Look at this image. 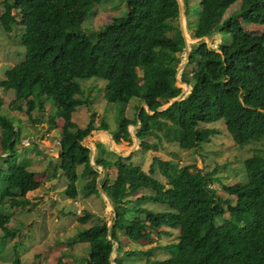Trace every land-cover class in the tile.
I'll use <instances>...</instances> for the list:
<instances>
[{
  "label": "trees",
  "instance_id": "obj_1",
  "mask_svg": "<svg viewBox=\"0 0 264 264\" xmlns=\"http://www.w3.org/2000/svg\"><path fill=\"white\" fill-rule=\"evenodd\" d=\"M101 1L10 0L19 8L20 21L29 28V39L24 58L7 68L0 79V85L13 90L27 111H39L32 118L34 122L45 121L52 126L56 118L63 119L58 134L60 162L54 171L61 168L67 176L63 190L68 197L77 196L79 176L87 177V193H99L98 165L116 167L122 175L120 182H107L106 173L100 177H104L101 187L113 202L114 221L109 225L101 218L80 229L89 238L90 254L106 264H124L119 256L124 238L117 231L135 241L176 233V239L159 245L169 251L166 257H153V246L128 253H143L142 264H264V153L253 152L244 158L246 180L223 183V196L209 187L216 179L213 171L192 170L190 164L179 167L173 159L158 154L145 169L127 161L132 152L116 159L103 157V144L97 141L99 152L93 166L90 149L82 144L94 128L93 118L87 127L72 118L77 106L88 102L78 79L95 77L105 80V100L118 103L116 127L109 129L108 122L101 120L96 128L131 141L127 125L137 120L125 116L124 110L129 101H134L136 108L145 102L148 109L140 108L141 124L136 128L145 149H161L163 142H174L181 149L194 147L211 140L217 128L210 124L218 121L225 124L236 146L264 138V0H247L246 7L224 17L222 6L232 0H204L199 9L182 0L185 29L197 39L190 44L189 58L180 72L188 86L183 93V86L175 83L182 60L179 53L185 45L178 1L125 0L124 14L113 15L101 31L79 28L77 20ZM246 23L260 25L263 30L256 32ZM216 32L223 41L218 48L205 40ZM191 64L196 66L184 76ZM161 98L173 101L158 109ZM49 103L53 112L45 114ZM19 135L20 131L0 113V145L3 153L8 151L0 156L3 236H11L17 229L8 225L14 207L30 203L26 193L40 184L35 178L38 170L17 162ZM78 164L83 165L80 173L76 171ZM156 167L165 181L154 175ZM141 188L151 192L130 197ZM146 199L164 208L147 207L143 205ZM89 215L85 211L78 220L85 222ZM112 250L114 261L110 259ZM58 263L62 264V259ZM13 264H19L18 258Z\"/></svg>",
  "mask_w": 264,
  "mask_h": 264
},
{
  "label": "rangeland",
  "instance_id": "obj_2",
  "mask_svg": "<svg viewBox=\"0 0 264 264\" xmlns=\"http://www.w3.org/2000/svg\"><path fill=\"white\" fill-rule=\"evenodd\" d=\"M204 0H189L190 6L200 8ZM247 6V0H232L222 6V16H227L236 9H243ZM127 8L125 0H102L97 3L87 16L77 20V26L86 31L97 33L104 29L113 15L124 14ZM19 8L15 7L10 0H0V79L4 78V72L15 63L24 58L25 44L29 39V28L23 24L19 18ZM196 15V14H195ZM249 28L256 32L263 29L260 25L246 23ZM187 44L197 39L191 38L187 32ZM189 36V38H188ZM207 43L214 48L223 42L220 32H216L211 38L205 37ZM182 60L185 58V51L179 53ZM196 64L189 65L183 75L188 76ZM180 69L176 76V84L182 85V93L188 89L185 82L181 80ZM138 72L141 71L138 69ZM82 87V96L88 102L77 106L72 113V118L81 127H87L90 118H93L94 128L84 136L82 142L93 148L91 151L90 162L96 166L94 156L98 149L95 148L97 141L102 142L105 154L103 157L116 159L118 155L126 156L131 154L127 161L141 165L147 169L148 164L154 154L164 158L173 159L179 167L190 164L192 170L201 169L213 171L216 178L209 187L210 189L225 196L223 183H241L246 180L244 158L253 152L264 153V138L258 141L249 142L241 147L236 146L229 137L225 124L218 121L210 124L217 128V132L212 135L211 140L201 142L198 145L181 149L174 142H163L160 149H145L134 138L136 123H129L127 129L131 135V141L122 138L121 134L110 135L103 130H97V125L101 120H106L109 129H114L118 122V103H109L103 97V86L105 80L102 78L86 77L79 78ZM0 96L2 104L0 113L7 116L14 125V129L20 131L19 140L15 146L17 162L38 170L36 179L40 184L26 193L30 203L21 207H14L8 225L17 228L13 235L3 236L0 229V264H13L18 258L19 264H31L40 262L41 264H85L90 260V264H106L105 261L97 260L89 252V238L80 233L83 226H90L104 219L109 225L113 221V207L110 205L106 196L98 186H101L100 177L107 174V182H120L122 175L116 167L97 166L99 174L96 178L99 193H87L84 183L87 177L79 176L76 180L78 194L75 198L68 197L64 192V187L68 180L63 170H55V164L60 162L59 158V131L63 123L61 117L56 118L55 125L49 126L45 121L34 122L33 117L39 112L37 109L27 111L23 101H18L13 94V90L5 89L0 85ZM179 96V95H178ZM176 98V97H175ZM174 98V99H175ZM173 99V100H174ZM163 103L158 109H164L173 100L161 98ZM134 101H129L124 110L127 117L135 118L138 122V112L141 107H146L142 102L136 108ZM21 104L22 107H19ZM147 108V107H146ZM53 112V105L45 106V114ZM105 132V133H104ZM148 140L152 136L147 137ZM109 144V146H107ZM111 149L109 150L108 149ZM0 145V156L8 153L2 152ZM1 166V161H0ZM82 164L76 166V171L81 172ZM154 175L165 181L158 168H155ZM151 192L149 188H141L130 197ZM143 205L150 208H164L163 205L156 204L148 199L143 201ZM89 211L90 215L85 222H80L78 216ZM229 212L227 211L226 214ZM143 216V215H142ZM219 221V219L217 220ZM121 238H124L122 250L119 256L122 257L124 264H142L145 260L143 253L129 254L128 250H145L153 246V257H166L170 253L165 248H160L161 243H167L176 239V233L172 235L154 234L152 239L132 240L127 239L122 231H117ZM114 248L117 242L114 243ZM112 250L111 257H114ZM114 261V258L112 259ZM116 264L115 262H113Z\"/></svg>",
  "mask_w": 264,
  "mask_h": 264
},
{
  "label": "water",
  "instance_id": "obj_3",
  "mask_svg": "<svg viewBox=\"0 0 264 264\" xmlns=\"http://www.w3.org/2000/svg\"><path fill=\"white\" fill-rule=\"evenodd\" d=\"M177 1H178V5H179V27H180V30H181L183 36H184V42H185V45H184L185 58L183 60H181V62L178 64L177 70H176V74L186 64V62H187V60L189 58V53H190V49H189V46L187 44V42H188L187 35L188 34H187L186 29H185V16H184V11H183V2H182V0H177ZM188 38H189V36H188ZM181 94L182 93H180V95L177 96L175 99H178L181 96ZM142 104H145L146 107H147V109H148V106H147V104L145 102H142ZM140 124H141V121H140V119H138V122L135 124V126L138 127V126H140ZM97 130L99 131V130H103V129H97ZM105 131L111 136V133L109 132V130H105ZM133 135H134L135 140L139 142V137L136 134V131L135 130H134ZM82 144L87 145L89 147V149H90L89 150V158H90L91 157V151H93V148L90 145L85 144L83 142H82ZM125 155H128V153L125 154ZM91 164H93V163L91 162ZM99 166L103 167L102 165H99ZM98 188H99V190L101 192L104 193V195L106 196V199L108 200V202L110 203V205L113 207V202H112V199L110 198V196L105 192V190L101 186H98ZM113 221H112V223H113ZM114 245H113V248H114ZM110 259L112 260L113 258L110 256Z\"/></svg>",
  "mask_w": 264,
  "mask_h": 264
},
{
  "label": "crops",
  "instance_id": "obj_4",
  "mask_svg": "<svg viewBox=\"0 0 264 264\" xmlns=\"http://www.w3.org/2000/svg\"><path fill=\"white\" fill-rule=\"evenodd\" d=\"M104 133H105V132H104ZM111 138H112V137L110 136V139H111ZM107 146H109V144H108ZM108 149H109V147H108ZM110 149H111V147H110ZM110 149H109V150H110Z\"/></svg>",
  "mask_w": 264,
  "mask_h": 264
}]
</instances>
